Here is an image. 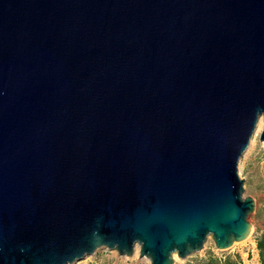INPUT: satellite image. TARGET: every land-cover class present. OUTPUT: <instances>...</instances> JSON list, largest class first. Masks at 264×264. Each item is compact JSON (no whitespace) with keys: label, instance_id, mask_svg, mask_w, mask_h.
I'll return each mask as SVG.
<instances>
[{"label":"water","instance_id":"95a60500","mask_svg":"<svg viewBox=\"0 0 264 264\" xmlns=\"http://www.w3.org/2000/svg\"><path fill=\"white\" fill-rule=\"evenodd\" d=\"M264 0H0V264L246 240Z\"/></svg>","mask_w":264,"mask_h":264},{"label":"rangeland","instance_id":"374dc122","mask_svg":"<svg viewBox=\"0 0 264 264\" xmlns=\"http://www.w3.org/2000/svg\"><path fill=\"white\" fill-rule=\"evenodd\" d=\"M263 122L255 131L250 145L241 157L238 165L239 175L244 179L245 195L252 196L256 200V209L250 217L253 224L250 236L235 243L227 250H217L214 241L209 238L203 250L186 259L175 256V264H196L209 257L211 253L224 259L229 256L233 259L240 258L243 264H260L259 251L256 244V236L264 232V143L261 141ZM198 263V264H199ZM75 264H150L147 257H140L139 248L132 257L121 256L115 250L101 248L94 255L88 256Z\"/></svg>","mask_w":264,"mask_h":264},{"label":"trees","instance_id":"16d2710c","mask_svg":"<svg viewBox=\"0 0 264 264\" xmlns=\"http://www.w3.org/2000/svg\"><path fill=\"white\" fill-rule=\"evenodd\" d=\"M255 240L259 251L260 264H264V232L258 234ZM198 263L199 262L196 264ZM199 264H243V262L240 258L233 259L232 257L227 256L222 259L211 253L207 259L201 261Z\"/></svg>","mask_w":264,"mask_h":264},{"label":"bare ground","instance_id":"6f19581e","mask_svg":"<svg viewBox=\"0 0 264 264\" xmlns=\"http://www.w3.org/2000/svg\"><path fill=\"white\" fill-rule=\"evenodd\" d=\"M261 122H262V120H260V122H259V124H258V127L260 126V124H261ZM257 127V128H258ZM257 130V129H256ZM138 250V248H136V251ZM136 253V252H135Z\"/></svg>","mask_w":264,"mask_h":264}]
</instances>
